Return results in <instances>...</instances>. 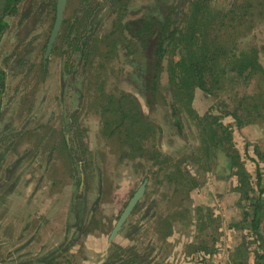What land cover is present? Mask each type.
<instances>
[{"label": "rangeland", "instance_id": "rangeland-1", "mask_svg": "<svg viewBox=\"0 0 264 264\" xmlns=\"http://www.w3.org/2000/svg\"><path fill=\"white\" fill-rule=\"evenodd\" d=\"M101 1L105 7L98 18L106 25L95 37H105L111 22L125 15L120 12L115 19L114 4ZM155 1L144 6L151 10ZM80 2L70 1L68 17L80 9ZM144 2L129 0L130 8ZM47 3L21 0L18 12L10 15L5 12L7 0H0V16L9 14L0 39V68L7 73L0 109V239L6 241V246L0 241V264H13L8 252H20L17 243L10 250L16 242L13 235L21 238V246L28 244L23 249L32 258L18 257L17 264H104L117 255H122V264H264V215L257 231L251 214L246 215L252 211L246 197L250 189L257 190V172L264 187V74L258 71L247 83L234 81L231 72L236 53L241 59L253 49L260 52L264 68V0H208L218 25L214 40L226 50L217 60V70L224 71L222 82L210 95L196 88L193 100L175 102L179 125L160 96L150 108L142 107L145 116L136 121L128 113L129 106L135 108L133 100L123 108L128 114L103 118V108L115 104L119 94H135L143 102L113 60L90 57L79 63L78 54L66 71L69 60L62 59L59 49L47 73L44 65L36 70L35 62L43 64L42 40L50 25L46 12L37 15ZM97 7L93 1L89 9L96 12ZM129 46L139 54L133 43ZM162 78L167 81L166 72ZM236 108L242 110L241 126L234 116L224 115L225 109ZM104 119L117 120L121 131L130 133L127 146L104 138ZM66 120L89 126L85 148L77 140L71 158L62 138ZM217 123L232 132L231 141H223L220 149L226 154L233 145L244 179L223 169L218 160L217 145L207 133L210 127L216 131ZM39 128L55 133L40 141L35 135ZM138 134L142 143L132 139ZM145 178L144 202L110 247L112 229ZM76 203L82 208L78 218L72 210ZM78 219L89 220L87 229L79 230Z\"/></svg>", "mask_w": 264, "mask_h": 264}, {"label": "flooded vegetation", "instance_id": "flooded-vegetation-1", "mask_svg": "<svg viewBox=\"0 0 264 264\" xmlns=\"http://www.w3.org/2000/svg\"><path fill=\"white\" fill-rule=\"evenodd\" d=\"M70 1L71 0H67L64 13H63L62 22L58 30V33L55 37V40L52 43L50 52L48 51V44H49L50 37H51L52 31H53V28L56 22V18H57L58 0H48L47 5L41 6V9L39 10V13L37 16L39 17L40 15H42L43 11L46 12V15L50 17V25H49V29L47 31L46 37H44L42 40V42L44 43L41 46V49L44 50L43 64H42V61L41 63L35 62L34 68L38 70L39 66L41 67V65H44V70H46L44 73H47V70L52 66V63H51L52 57L56 53V51H58L59 49L63 50L62 59L65 58L66 56L69 60L68 63H65L64 65L65 68H67L68 66L66 71L70 70L72 66V65L71 66L69 65V62L72 63L74 56L78 54H79V59H80L79 63L84 62L85 59H88L90 57L95 58V59H101L104 62L108 61L107 63H110L113 60V65L118 67L117 70L120 73V75L122 77H125V79L128 78L129 81H132L133 87L131 88L133 92L137 91V93H140V96L142 95L141 97L143 99V102H141V100L137 98L135 94L134 95H131L130 93L119 94L118 96L114 97V99H116L117 101L115 102V104L111 105V107L105 106L103 108V113H101L103 118H106L107 116H112L111 118L114 119L116 115L118 116V114L120 116H124L127 113V112L125 113V110L123 109L126 105L125 103L133 100L135 103L136 109L135 108L132 109L133 106H129L128 113L130 114V117H133L136 121L138 118L140 119L141 117L143 118L145 116V114L143 116L144 112L142 111V107L146 106L147 108L148 107L150 108L152 104H154V102L158 100L160 96L163 100H165L166 104L171 108V111H172L171 114L174 116V118H175V115H178L180 117V123H181V116L175 104V102L179 101L180 99H177L178 98L177 97L174 100L175 94H177L178 96V92L176 90L177 88H175L174 84L170 82L169 80L170 73L169 72L166 73L167 75L166 82H162L163 81L162 77L164 74V72H162L161 76H159L152 83L151 80H152L153 71L150 65L148 66L146 65L147 63L146 55H148L149 57L150 56L152 57L153 49L154 47L156 48V45L158 44L157 42L159 41L158 36L156 34H154L153 36H149V37H143L141 35V37L143 38H141L142 40H139L138 39L139 36L137 37L135 32L138 29V26L142 25V22L144 21V18L146 16H148L152 12L155 13L159 9L160 10L163 9L166 12L163 15V19H160L161 20L160 26L162 25L164 27L168 25V26H171L172 29L175 31V43L173 47L182 49V51L186 50L189 37L186 36L185 34L188 33V31L190 30L192 26V22L196 23V27L204 28L205 36L209 35L210 37L214 38V35L216 33L212 32V29L214 28L215 17L211 16L212 14L210 12L211 6L208 5V0H186V1L176 0L175 2H172V3H169L168 0H156L155 1L156 6L151 10L146 9V7L144 6L147 0H145V2L142 4L140 8H132V7L130 8L131 3H129V0H106L107 2H112L114 4L110 6L112 10L113 9L118 10L115 13L117 14L115 15V19L119 18L117 16L118 14H120V12H123V14L125 13V15L123 16L122 21L116 22V23L114 21L111 22L112 24L109 25V27L111 28V31L107 33L105 37H101V36L95 37L96 34L100 33L99 32L100 29L106 25V23L103 24V19L98 18L101 13L103 16V11L105 7L104 1H101L98 3V0L97 1L96 0H80L81 1L80 9L78 11L77 9L76 11H73V12L71 11V15L68 17L67 13H68ZM93 1L98 5L96 12L95 11L91 12L89 9ZM185 4L187 5L185 6ZM188 4H190L191 7H189ZM16 5L13 6L14 10H9V12H13V14H10V15H14L18 12V10L16 9ZM236 5H238V1L236 2ZM188 7L189 9L187 10ZM195 7H198L199 10H198V13L195 14V18H193L191 17L190 11L192 9L196 10ZM204 8H206V10ZM8 15L9 14H5V15L2 14L0 16V18L1 17L3 18L6 25L7 23L5 21V17ZM25 16H27L26 13H25ZM138 17H141L142 19L139 20L137 19ZM203 21H204V26H203ZM168 26L165 27L166 30H168ZM207 26H211V27L207 28ZM6 29L2 32L0 39L2 35L4 34V32L6 31ZM96 38L100 39V41L97 42L95 40ZM59 42H61L60 46H59ZM143 42H148V43L147 45H144ZM181 42H182V45L180 44ZM132 43L138 48V50L140 49L138 55H136V53H133V49H131V47L129 46V44L132 45ZM37 44H39V42H37ZM89 48H90V51H89ZM133 48L135 47L133 46ZM68 49H72V51L68 52L67 51ZM191 50L193 49L191 48ZM0 70L1 72H4L1 68ZM6 78H7V73L5 72L4 88H2L0 92V109L3 105L4 95L6 92ZM125 79L121 81H124ZM194 92H193L192 97H194ZM69 114H72V113L68 111V115ZM0 118H1V114H0ZM101 122H102L101 133L103 134V136L105 134V136H107L109 139H112L113 142H119V143L121 142L123 144L125 140H129L128 135H130V133L122 132L121 131L122 124L119 123L117 120L108 121V119H104V120H101ZM83 124H86V125L82 128H80L81 125H78V123L74 124L68 120H66L65 124H63L64 135H62V138L64 140L63 142L65 145V149H67L68 151L66 156H69V158H71V154H72V148H73L72 145H75V142L78 143L77 140H80L83 148H85L84 140L86 137H88L89 126L87 125V123H83ZM54 131L50 130L49 132H46V130H44L43 128H39V131L35 132V135L41 141L43 139L44 140L47 139V136L51 137L52 133H55ZM131 136H133L132 137L133 140L138 139V141L140 142L139 140L140 134L131 135ZM138 141L134 142V146H137ZM128 142L124 145L127 146ZM157 149L150 151V152L154 154L156 153V151L160 150V149L158 150ZM136 151H137V148L133 149L132 154H134ZM9 174L11 173L9 172ZM8 177H10V175ZM147 184H148V178H145L144 181L142 182V185L133 193L132 197H130V200L128 201L127 205L121 212V216L118 222L120 221L122 215L128 208L131 201L134 199V196L140 191L142 186H144L143 194L141 196L142 198L135 205L127 221L130 219L131 216L136 214L137 210L139 209L141 204L144 202V198H145L144 195L146 192ZM75 199L76 201H80V197H77ZM81 209L82 208H80V205L78 206V204L76 203V207L72 208L73 214L75 216L79 215L81 213L80 212ZM127 221L122 225L121 229L114 237H112V234L118 222L112 229L110 237H109V242H108L110 247L113 245L116 238L123 232V229ZM88 222L85 223L86 227H87ZM11 238L16 242L12 243V248L10 250L11 251L13 250V247H15L16 243L18 244V248L20 249L18 256L14 253V251L8 252L10 254L9 259L12 261V263L17 264L16 262H17L18 257L22 258V256L25 259V261H30L32 259L29 255L31 254V252H26L23 249V246L28 247L27 246L28 244L21 246L20 241H18V240H21V238L16 235H13ZM0 241L3 243V246H6L4 245L6 244V241H2L1 239ZM75 241L76 239L73 242ZM113 248H115L114 249L115 250L114 254H115V252L118 249L115 246H113ZM114 254H112V256H114ZM123 261L124 259L122 258V255H117L116 257L111 258V260L104 261L103 263L104 264H122ZM49 264H52V263L50 262Z\"/></svg>", "mask_w": 264, "mask_h": 264}, {"label": "trees", "instance_id": "trees-1", "mask_svg": "<svg viewBox=\"0 0 264 264\" xmlns=\"http://www.w3.org/2000/svg\"><path fill=\"white\" fill-rule=\"evenodd\" d=\"M20 0H8L5 11L14 10L13 6H15ZM196 10H191V17L195 18V14L198 13L199 8L195 7ZM206 10V8H204ZM232 9V8H231ZM230 9V10H231ZM229 10V12H230ZM166 11L157 10L155 13L152 12L148 16L144 18L141 26H138L136 30V35L139 40H142L143 37H149L156 34L159 38L158 44L156 48L153 49L152 57L146 55L147 63L146 65H150L153 71L152 74V83L159 76H161L162 72L170 73V82H172L177 88L178 96L175 94L174 100L180 98H187L191 100L193 96V92L196 88L200 89L204 93L210 95L214 90H219V85L222 82V69L220 71L217 70V60L222 54H226V50L224 48L218 47V40H214V38L209 35L205 36L204 28L196 27V23L192 22V26L188 33L185 35L189 37L188 45L186 50L182 51V49H178L173 47L175 43V31L171 26H168V30L165 29L166 26H160L161 20L163 19V15ZM229 14V13H228ZM225 15L226 17L228 16ZM137 19H142L138 17ZM169 22V20H168ZM163 24V23H162ZM204 26V21H203ZM7 25L5 24L3 18H0V36L2 32L6 29ZM211 26H207L210 28ZM218 25H214L212 32L216 33ZM141 35L143 37H141ZM185 36V37H186ZM213 43H211L210 41ZM148 42H143L144 45H147ZM182 45V42L180 43ZM191 48L193 50H191ZM179 56V57H178ZM238 62L232 68L231 72L234 76V81H245L249 83V80L257 78L258 71H261V74H264L263 65L260 62V52L257 49H253V53H248L244 58L239 59L238 54L236 53L235 57ZM168 64V65H167ZM167 65V66H166ZM156 71V72H155ZM219 75H218V73ZM155 72V73H154ZM225 75V74H224ZM5 82V72H1L0 70V92L1 89L4 88ZM245 82H242L244 85ZM218 85V86H217ZM180 97V98H179ZM255 101H261L257 99V97L251 96ZM255 107H259L255 105ZM224 115H232L236 118L239 126L242 125L241 120V112L242 110L236 108L234 111L230 109H225ZM175 112V111H174ZM175 124L180 123V117L175 115ZM216 122V121H215ZM216 131H214L210 127V133L212 137H210L217 145V154L218 160L223 164V169L231 172L232 174H237L241 179L247 177L241 171H238V167L240 166L238 161L241 160V157L234 150L233 145H230V148L224 154V151L220 148L223 147V141L229 143L231 141L230 133L228 131L226 125L216 124ZM263 158V157H262ZM217 159V156H216ZM178 171H181L177 169ZM234 172V173H233ZM257 176V190H252L247 192L246 200L252 202L250 206L252 207V211H247L246 215L251 214L252 222L251 226L253 230L257 231L259 221L261 217L264 215V187L262 184V179L258 172ZM253 193V196L251 197ZM80 222L78 225L80 226L79 230H85L86 224L81 219H78ZM87 229V228H86ZM251 229V228H250ZM89 231V230H88ZM78 239V238H77ZM261 246L263 248L264 253V237L262 239ZM137 257V255H136Z\"/></svg>", "mask_w": 264, "mask_h": 264}, {"label": "water", "instance_id": "water-1", "mask_svg": "<svg viewBox=\"0 0 264 264\" xmlns=\"http://www.w3.org/2000/svg\"><path fill=\"white\" fill-rule=\"evenodd\" d=\"M66 3H67V0H58L57 18H56V22H55V25H54V28H53V31H52V34H51V37H50V41H49V44H48V51L49 52L51 51L52 43L54 42L55 37H56V35L58 33V30L60 28ZM143 190H144V186H142L140 191L134 196V199L131 201V203L129 204L128 208L126 209V211L122 215L120 221L118 222L116 228L114 229L112 237L116 236V234L121 229L122 225L127 221L129 216L131 215V212L133 211L135 205L142 198L141 196L143 194Z\"/></svg>", "mask_w": 264, "mask_h": 264}]
</instances>
